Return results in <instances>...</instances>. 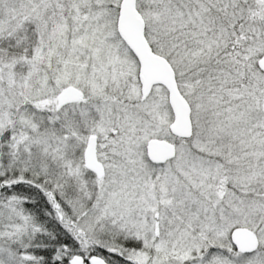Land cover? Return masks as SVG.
<instances>
[{
    "label": "snow or ice",
    "instance_id": "obj_1",
    "mask_svg": "<svg viewBox=\"0 0 264 264\" xmlns=\"http://www.w3.org/2000/svg\"><path fill=\"white\" fill-rule=\"evenodd\" d=\"M0 264H264V0H0Z\"/></svg>",
    "mask_w": 264,
    "mask_h": 264
}]
</instances>
